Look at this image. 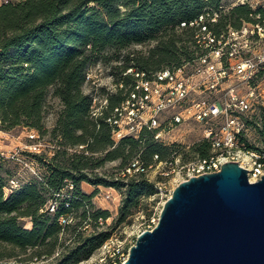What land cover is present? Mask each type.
<instances>
[{
	"label": "trees",
	"instance_id": "obj_1",
	"mask_svg": "<svg viewBox=\"0 0 264 264\" xmlns=\"http://www.w3.org/2000/svg\"><path fill=\"white\" fill-rule=\"evenodd\" d=\"M229 5V0L0 2V130L16 126L34 129L57 147L48 159L44 153L25 152L28 159L42 164L43 169L28 180L19 182L0 173V246L8 248V252L0 251V264H27L32 255L38 259L54 253L56 256L48 264H77L87 259L109 238V233L81 236L80 229L90 222L106 220L109 213L92 210V195L81 190V182L123 189L116 218L121 223L141 198L156 192L143 174L126 173L125 168L133 159H139L145 166L172 160L175 155L187 160L175 144H160L149 131H143L138 139L124 137L114 143L111 127L104 119L90 117L91 97L83 91L86 71L102 59L108 60L110 51L119 54L131 45L146 42L155 44L136 56L129 52L119 73L128 66L149 71L177 65L190 57L191 46L190 30L179 29L180 23L190 22L209 9ZM250 11L244 4L225 13L220 11L219 24L238 26L241 20L249 19ZM118 78L117 75L116 82ZM50 87L62 109L48 129L43 124V106ZM119 99L118 92L108 95L109 107ZM259 113L264 128V107ZM79 145L83 147L78 148ZM246 145L255 149L247 141ZM189 148L196 152L195 156L210 154V145L205 140ZM68 152L71 156L65 160ZM154 155L157 160H153ZM116 159H121L122 164L115 180L92 174L104 162ZM10 179L18 185L6 192ZM49 201L55 202L52 212L47 208ZM61 216L70 222L59 224ZM21 218H27L31 226H23ZM69 230L72 244L56 251L60 235ZM27 249L34 250V254L14 263L6 260L17 257L16 250Z\"/></svg>",
	"mask_w": 264,
	"mask_h": 264
},
{
	"label": "built area",
	"instance_id": "obj_2",
	"mask_svg": "<svg viewBox=\"0 0 264 264\" xmlns=\"http://www.w3.org/2000/svg\"><path fill=\"white\" fill-rule=\"evenodd\" d=\"M229 1V6L209 9L190 22L180 23L179 29L190 30L188 59L149 71L128 66L120 71L117 82L113 80L102 91L95 88L88 93L91 97L90 117L104 119L111 127L114 143L124 137L138 139L143 131H149L158 143L174 145L178 139L176 132L189 125L197 129L194 142L205 140L209 143L208 157L194 156L182 161L175 155L172 160L157 161L149 166L136 158L125 168L128 175L143 174L154 185L156 192L151 197L158 196L161 207L179 182L216 172L228 161H236L245 168L248 179L256 181L264 176V152L249 149L245 141L248 121L256 118L260 108L264 107V0ZM239 4L250 8L249 19L241 20L238 26L220 25V11L225 13ZM86 81L92 82L91 68L86 71ZM117 92L119 102L110 108L107 96ZM30 130L29 143L24 148L12 150V158L16 159L19 153L22 155V151L53 154L57 149L36 130ZM157 158V155L153 156V160ZM29 163L36 165L33 159ZM160 166L163 167L160 178L164 181L151 180L149 171ZM174 167L178 168L175 178L166 181ZM17 185L16 180L10 179L6 192ZM109 196L106 193V197ZM54 203L48 202L50 212L54 211ZM157 220L158 214H154L146 228L125 230V238L116 244L119 249L112 252L107 248L112 238L107 239L101 246L107 251L104 264H122L136 237L143 230L152 229ZM58 222L64 225L70 219L61 216ZM128 238L132 243L125 250ZM115 250L120 251V256H116Z\"/></svg>",
	"mask_w": 264,
	"mask_h": 264
},
{
	"label": "water",
	"instance_id": "obj_3",
	"mask_svg": "<svg viewBox=\"0 0 264 264\" xmlns=\"http://www.w3.org/2000/svg\"><path fill=\"white\" fill-rule=\"evenodd\" d=\"M122 264H264V176L228 161L179 182Z\"/></svg>",
	"mask_w": 264,
	"mask_h": 264
},
{
	"label": "rangeland",
	"instance_id": "obj_4",
	"mask_svg": "<svg viewBox=\"0 0 264 264\" xmlns=\"http://www.w3.org/2000/svg\"><path fill=\"white\" fill-rule=\"evenodd\" d=\"M6 0H0L3 2ZM154 42H146L142 45H131L127 49L119 52V54L110 51L108 52L107 56L109 57L108 60L102 62L95 63L94 65L90 66L91 68V81L84 82L83 91L85 93L93 92L95 88H105V86L109 85L110 83L115 80L116 76L121 69V66L126 63L125 59L129 52H133L136 56L139 52L145 53V51L154 46ZM138 52V53H137ZM94 83L95 85H93ZM99 91V89H98ZM53 87H50L47 91L44 106H43V124L46 128L50 129L53 124L55 123L60 110L62 109V104L60 103L59 99L53 95ZM252 124H249L247 130L246 141L249 146H253L255 149L253 150H260L264 151V128H262L260 113L258 112V116L256 118H252ZM196 132L197 129L193 125L183 126L181 130H178L177 133V141L175 142V147L180 150V152H184L186 155V161L192 159L196 152L192 151L189 147L192 146L196 141ZM32 133V131L28 128L16 126L8 131L0 130V173L4 177H13L20 181L28 180L30 177H33L42 169V164L36 163L35 166H32L28 159V156L25 155V151H22L18 154V157L12 158L11 152L16 148H24L25 144L29 143L28 135ZM44 139L47 141L49 138L44 136ZM45 142V141H44ZM24 152V153H23ZM46 158H50L52 154L46 152ZM71 155L68 154L64 156V159H69ZM101 156V155H98ZM122 164L121 159H116L113 161H106L100 167L95 169L92 174H97L98 176H103L108 180H115L117 176V172L119 170V166ZM163 166V165H162ZM160 166L159 169L155 168L149 171L148 177L151 180H161L164 179L160 178V170H163V167ZM178 168L174 167V171L172 174L166 179L172 180L175 178V174ZM170 170H173L171 168ZM35 172V174H34ZM80 188L86 194H91V202H92V210L100 209V210H107L109 213V217L102 221L97 220V223L90 222L88 227H85L82 230L81 236H87L89 234H96L99 232H108L109 238H112L107 245V248L112 252L114 249H119L116 247V244L119 240H123L125 238L124 231L126 230L129 232L133 230V228H146L147 223L151 219L154 214H158L161 209V205L159 204L160 199L158 196L155 197H143L140 199L139 204L136 208H134L131 214L125 219L124 222H117L118 216V208L121 202L123 189H118L114 187V189H110V186H102V185H92L87 182H81ZM106 193H109V197H106ZM78 221V219H76ZM21 224L26 228L31 226L30 222L27 218H21ZM83 225V223H82ZM72 235L70 230L60 235L59 245L56 248V251L63 250V247L66 245H71L73 240L71 241ZM108 238V239H109ZM130 239L128 238L125 242V250L127 247L132 243L129 242ZM1 252H8V248H4V246H0ZM19 253L17 257L9 258L6 260L9 262H16L18 258H26L27 256H31L34 254V250L27 249L23 252L16 250ZM106 249L97 248L95 249L92 254L85 260L78 262L77 264H104L106 261L103 260L104 254ZM116 256H120V251L115 250ZM56 256V253L53 254ZM53 256H39L38 259L32 255L30 263L27 264H48L52 261ZM24 262V261H22ZM19 263V262H17Z\"/></svg>",
	"mask_w": 264,
	"mask_h": 264
},
{
	"label": "bare ground",
	"instance_id": "obj_5",
	"mask_svg": "<svg viewBox=\"0 0 264 264\" xmlns=\"http://www.w3.org/2000/svg\"><path fill=\"white\" fill-rule=\"evenodd\" d=\"M249 180H250V181H254V179H253V178H250Z\"/></svg>",
	"mask_w": 264,
	"mask_h": 264
}]
</instances>
